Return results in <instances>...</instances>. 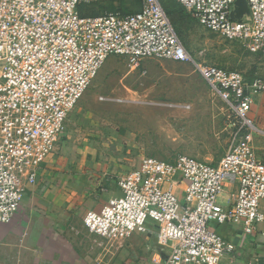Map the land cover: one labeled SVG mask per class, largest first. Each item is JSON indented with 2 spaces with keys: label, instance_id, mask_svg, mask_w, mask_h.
Listing matches in <instances>:
<instances>
[{
  "label": "built area",
  "instance_id": "2783aa9c",
  "mask_svg": "<svg viewBox=\"0 0 264 264\" xmlns=\"http://www.w3.org/2000/svg\"><path fill=\"white\" fill-rule=\"evenodd\" d=\"M83 1L94 0H0V224L18 213L70 111L109 57H126L133 69L146 59L192 63L234 115L229 149L216 163L185 154L144 157L117 181L122 195L88 211L84 223L116 238L160 226L171 243L160 264H243L234 258L237 244L217 228L236 226L246 235L264 221V161L250 116L264 82L196 62L160 0L95 16L82 13ZM174 1L206 29L264 47V0ZM228 185L233 192L224 205L218 199Z\"/></svg>",
  "mask_w": 264,
  "mask_h": 264
},
{
  "label": "rangeland",
  "instance_id": "374dc122",
  "mask_svg": "<svg viewBox=\"0 0 264 264\" xmlns=\"http://www.w3.org/2000/svg\"><path fill=\"white\" fill-rule=\"evenodd\" d=\"M160 1L196 62L237 69L264 82V47L256 51L240 40L227 39L206 29L175 1ZM140 4L141 0L83 1L82 12L91 16L134 12ZM250 116L252 142L264 161V89L256 96ZM233 121L227 103L211 90L192 63L146 59L141 68L133 69L126 57L113 55L67 117L47 163L59 172V182L70 177L67 184H54L49 189H88L87 199L99 193L102 197L113 195L120 189L116 182L146 156L172 160L185 154L216 163L231 146L237 131ZM218 200L228 204L224 192ZM155 226L150 225L147 234L154 237L157 233L156 248L167 250L169 241L161 227ZM23 229L11 231L21 233ZM134 250L143 251L138 247Z\"/></svg>",
  "mask_w": 264,
  "mask_h": 264
},
{
  "label": "crops",
  "instance_id": "0c3cea01",
  "mask_svg": "<svg viewBox=\"0 0 264 264\" xmlns=\"http://www.w3.org/2000/svg\"><path fill=\"white\" fill-rule=\"evenodd\" d=\"M48 159L36 183L27 187L18 213L9 223L0 225V231H9L0 232V264H121V260L125 261L123 264H160L165 259L171 243L167 250L156 248V232L154 237L146 229L127 239H113L91 231L84 223V214L100 210L119 195L120 189L113 195L105 193L102 197L99 193L89 199L88 189H49L54 184H67L70 176L59 182V172L47 163ZM232 192L233 187L228 185L224 190L225 203L230 202ZM81 196L85 204L80 201ZM261 210L264 213V200ZM22 226L21 233L11 231ZM217 230L237 244V263L264 264V221L255 226L252 234L243 235L236 226H221ZM136 247L143 251L134 252Z\"/></svg>",
  "mask_w": 264,
  "mask_h": 264
},
{
  "label": "trees",
  "instance_id": "16d2710c",
  "mask_svg": "<svg viewBox=\"0 0 264 264\" xmlns=\"http://www.w3.org/2000/svg\"><path fill=\"white\" fill-rule=\"evenodd\" d=\"M174 1V0H173ZM176 2V1H175ZM177 3V2H176ZM180 5V4H179ZM140 6H141V4H140ZM181 6V5H180ZM83 7V3L81 4V11H82V8ZM182 7V6H181ZM183 8V7H182ZM184 9V8H183ZM138 11V10H137ZM121 12V11H120ZM134 12H136V11H134ZM167 12V11H166ZM83 13V12H82ZM122 13H133V12H122ZM168 14V13H167ZM85 15V14H84ZM91 16V15H90ZM168 16H169V14H168ZM170 17V16H169ZM173 24V23H172Z\"/></svg>",
  "mask_w": 264,
  "mask_h": 264
},
{
  "label": "water",
  "instance_id": "95a60500",
  "mask_svg": "<svg viewBox=\"0 0 264 264\" xmlns=\"http://www.w3.org/2000/svg\"><path fill=\"white\" fill-rule=\"evenodd\" d=\"M246 10V9H245Z\"/></svg>",
  "mask_w": 264,
  "mask_h": 264
}]
</instances>
